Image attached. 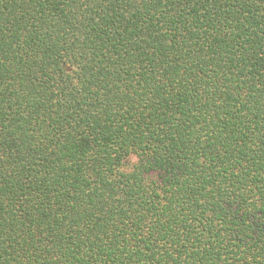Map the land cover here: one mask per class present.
I'll use <instances>...</instances> for the list:
<instances>
[{"label":"trees","instance_id":"trees-1","mask_svg":"<svg viewBox=\"0 0 264 264\" xmlns=\"http://www.w3.org/2000/svg\"><path fill=\"white\" fill-rule=\"evenodd\" d=\"M0 264H264V0H0Z\"/></svg>","mask_w":264,"mask_h":264},{"label":"rangeland","instance_id":"rangeland-1","mask_svg":"<svg viewBox=\"0 0 264 264\" xmlns=\"http://www.w3.org/2000/svg\"><path fill=\"white\" fill-rule=\"evenodd\" d=\"M133 160H134V159H133V158H131V160H130V161L132 162Z\"/></svg>","mask_w":264,"mask_h":264},{"label":"clouds","instance_id":"clouds-1","mask_svg":"<svg viewBox=\"0 0 264 264\" xmlns=\"http://www.w3.org/2000/svg\"><path fill=\"white\" fill-rule=\"evenodd\" d=\"M132 163H135V161L133 160Z\"/></svg>","mask_w":264,"mask_h":264}]
</instances>
